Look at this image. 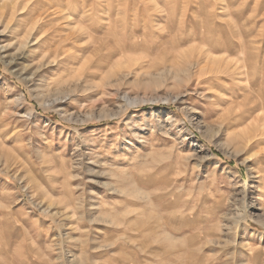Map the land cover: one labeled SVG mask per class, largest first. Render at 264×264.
Returning a JSON list of instances; mask_svg holds the SVG:
<instances>
[{"label":"rangeland","instance_id":"rangeland-1","mask_svg":"<svg viewBox=\"0 0 264 264\" xmlns=\"http://www.w3.org/2000/svg\"><path fill=\"white\" fill-rule=\"evenodd\" d=\"M0 33V264H264V0H0Z\"/></svg>","mask_w":264,"mask_h":264},{"label":"bare ground","instance_id":"bare-ground-1","mask_svg":"<svg viewBox=\"0 0 264 264\" xmlns=\"http://www.w3.org/2000/svg\"><path fill=\"white\" fill-rule=\"evenodd\" d=\"M18 5H19V4H18ZM6 6H7V5H6ZM53 6H55V5H53ZM75 6H76V5H75ZM7 7H8V6H7ZM4 8H5V7H4ZM21 8H22V7H21ZM74 8H75V7H74ZM5 9H6V8H5ZM75 10H76V8H75ZM77 12H78V11H77ZM49 13H50V11H49ZM69 14H70V13H69ZM46 16H47V15H46ZM41 17H42V16H41ZM85 17H86V16H85ZM44 19H45V18H44ZM73 19H74V18H73ZM83 19H84V18H83ZM90 19H92V18H90ZM78 20H79V19H78ZM84 20H85V19H84ZM74 21H75L74 23H77L75 19H74ZM85 21H86V20H85ZM85 21H84V22H85ZM78 22H80V21H78ZM8 24L10 25L9 22H8ZM11 25H12V24H11ZM75 25H76V24H75ZM6 26H7V25H6ZM6 26H4V27H6ZM6 28H7V27H6ZM14 28H15V27H14ZM74 28H75V26H74ZM19 29H20V28H19ZM30 29H31V28H30ZM30 29H29V31H33V30H30ZM33 29H34V28H33ZM3 30H4V29H3ZM14 31L16 32V30H14ZM29 31H28V32H29ZM45 31H46V30H45ZM77 31H78V30H77ZM5 32H6V31H5ZM5 32H4V33H5ZM9 32H10V31H9ZM26 32H27V31H26ZM43 32H44V31H43ZM2 33H3V32H2ZM2 33H0V34H2ZM31 34H32V33H31ZM14 35H15V33H14ZM40 35H41V34H40ZM40 35H39V36H40ZM43 35H44V34H43ZM11 36H12V35H11ZM25 36H26V35H24V37H25ZM27 36H29V35L27 34ZM40 37H41V36H40ZM88 37H89V36H88ZM14 38H15V37H14ZM25 38H26V37H25ZM74 38H75V36H74ZM21 39H22V37H21ZM28 39H30V37H29ZM28 39H26V40H28ZM69 39H70V38H69ZM22 40H23V39H22ZM26 40H25V41H26ZM93 40H94V39H93ZM18 41H19V40H18ZM20 41H21V40H20ZM13 42H14V41H13ZM28 42H30V41H28ZM28 42H27V43H28ZM15 43H16V42H15ZM21 43L23 44V42H21ZM11 44H12V43H11ZM11 44H10V45H11ZM19 44H20V43H19ZM22 44H21V45H22ZM10 45H9V46H8V44H7L6 46H5V45H1V46H0V51H3V50H5V49H7V47H10ZM13 45H14V44H13ZM21 45H19V46H21ZM23 45H24V44H23ZM23 45H22V46H23ZM22 46H21V47H22ZM17 51H18V50H17ZM52 52H53V51H52ZM52 54H53V53H52ZM52 54H51V55H52ZM43 55H44V54H43ZM43 55H42V56H43ZM46 57H47V56H46ZM43 58H45V57H43ZM43 58H42V60H43ZM61 58H62V57H61ZM40 60H41V59H40ZM40 60H38V61H40ZM44 61H45V60H44ZM49 61H50V60H49ZM36 62H37V61H36ZM41 62H42V61H40V64H41ZM55 63H56V62H55ZM55 63H54V64H55ZM34 64H35V62H34ZM37 64H38V65H37L36 67H33L32 69H31L30 67H28V68H30V70H27V71L24 70V71H23V75H22V76H23V79H25V80H33V79H35L36 77H38L39 73H40L41 70L43 69V68H42L43 66L40 65L39 63H37ZM46 64H48V63H46ZM56 64H57V63H56ZM49 65H50V63H49ZM52 65H53V64H52ZM31 66H32V65H31ZM46 66H47V65H46ZM45 72H46V71H45ZM17 98H18V97H17ZM22 99H23V97H22V96H21V97L19 96L18 101H21ZM262 125L264 126V123H263ZM245 220H246V219H245ZM168 238H169V237H168ZM168 238H167V239H168ZM205 243H206L205 245H208V244L212 243V240H210V241L208 240V241H206ZM194 253H195V251H194ZM191 255L193 256V254H191ZM193 258H194V257H193ZM194 262H195V261H194ZM197 264H198V263H197Z\"/></svg>","mask_w":264,"mask_h":264},{"label":"trees","instance_id":"trees-1","mask_svg":"<svg viewBox=\"0 0 264 264\" xmlns=\"http://www.w3.org/2000/svg\"><path fill=\"white\" fill-rule=\"evenodd\" d=\"M46 114H47L48 116L52 117L54 120H57V119H58L54 113L47 112Z\"/></svg>","mask_w":264,"mask_h":264}]
</instances>
